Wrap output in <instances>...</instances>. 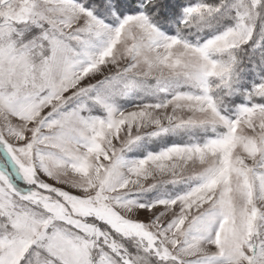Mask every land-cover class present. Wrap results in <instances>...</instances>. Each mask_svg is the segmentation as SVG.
<instances>
[{"label":"snow or ice","instance_id":"snow-or-ice-1","mask_svg":"<svg viewBox=\"0 0 264 264\" xmlns=\"http://www.w3.org/2000/svg\"><path fill=\"white\" fill-rule=\"evenodd\" d=\"M0 264H264V0H0Z\"/></svg>","mask_w":264,"mask_h":264}]
</instances>
